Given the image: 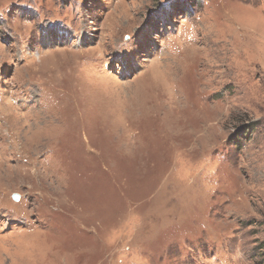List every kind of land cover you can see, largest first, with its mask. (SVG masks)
Masks as SVG:
<instances>
[{
    "label": "rangeland",
    "instance_id": "374dc122",
    "mask_svg": "<svg viewBox=\"0 0 264 264\" xmlns=\"http://www.w3.org/2000/svg\"><path fill=\"white\" fill-rule=\"evenodd\" d=\"M0 264H264V0H0Z\"/></svg>",
    "mask_w": 264,
    "mask_h": 264
},
{
    "label": "bare ground",
    "instance_id": "6f19581e",
    "mask_svg": "<svg viewBox=\"0 0 264 264\" xmlns=\"http://www.w3.org/2000/svg\"><path fill=\"white\" fill-rule=\"evenodd\" d=\"M50 38H49V34H48V32L46 31L45 32V35H43V41H45V40H49ZM45 43H47V42H45ZM49 45H50V43H49ZM169 102V101H168ZM171 104V103H170Z\"/></svg>",
    "mask_w": 264,
    "mask_h": 264
}]
</instances>
